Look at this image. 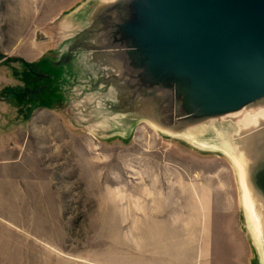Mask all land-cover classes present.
Masks as SVG:
<instances>
[{"label":"rangeland","instance_id":"obj_1","mask_svg":"<svg viewBox=\"0 0 264 264\" xmlns=\"http://www.w3.org/2000/svg\"><path fill=\"white\" fill-rule=\"evenodd\" d=\"M130 4L0 0V264H264L237 170H264V115L164 123L178 81L110 44Z\"/></svg>","mask_w":264,"mask_h":264},{"label":"water","instance_id":"obj_2","mask_svg":"<svg viewBox=\"0 0 264 264\" xmlns=\"http://www.w3.org/2000/svg\"><path fill=\"white\" fill-rule=\"evenodd\" d=\"M126 1L131 3L124 8L129 32L109 36L110 44L121 45L116 49L118 55L124 54L121 59L133 65L139 61L143 70L160 67L159 75L178 81L180 98L169 93L174 107L182 106L178 116L172 120V107H164V102L155 107L164 123L221 116L250 104L257 105L249 110L256 119L264 115L260 113L264 112V0ZM129 41L134 47L126 49ZM81 44L105 50L86 41ZM136 83L139 89L144 86ZM237 168L251 207L254 193L263 204V211L253 214L259 235L264 236V170L251 172L241 162Z\"/></svg>","mask_w":264,"mask_h":264},{"label":"bare ground","instance_id":"obj_3","mask_svg":"<svg viewBox=\"0 0 264 264\" xmlns=\"http://www.w3.org/2000/svg\"><path fill=\"white\" fill-rule=\"evenodd\" d=\"M261 114H264V112H260ZM190 138V139H189ZM188 139L194 143H197L196 141L193 140L192 137H189ZM238 170V168H237ZM238 175H239V178H240V174H239V170H238ZM238 178V179H239ZM240 188H241V191H242V194H243V201H244V207H245V210L247 212V215L245 216L247 218V221H246V225H247V222H249L251 224V231L249 230V228H247L248 230V233L249 234H252V232L254 233L255 237H256V240L257 242L259 243L258 245L260 246L261 245V242H260V235H259V232L257 230V227H256V222H255V217H253V213H252V207L250 205V202L248 200V197H247V193L245 192L244 190V187L243 185L241 184V181H240ZM248 223V224H249ZM244 227V226H243ZM248 227V226H247ZM261 251V249H259Z\"/></svg>","mask_w":264,"mask_h":264}]
</instances>
